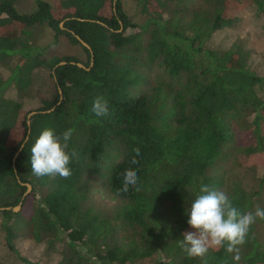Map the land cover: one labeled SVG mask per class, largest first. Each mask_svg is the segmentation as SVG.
I'll return each mask as SVG.
<instances>
[{
    "label": "trees",
    "instance_id": "trees-1",
    "mask_svg": "<svg viewBox=\"0 0 264 264\" xmlns=\"http://www.w3.org/2000/svg\"><path fill=\"white\" fill-rule=\"evenodd\" d=\"M18 1L0 0V66L8 69L0 76V207L20 201L16 212L0 209L2 245L22 262L18 238L56 253L54 264H264L259 218L231 253L225 245L190 258L181 246L183 233L195 231L186 209L202 185L225 192L242 213L264 209V169L258 176L244 164L256 155L264 166V75L250 69L245 39L211 45L240 7H252L264 30V0H130L139 22L122 0H35L25 13ZM34 24L52 31V44L62 35L79 44V36L89 46L79 44L85 61L44 57L25 29ZM40 68L51 97L23 109ZM98 96L108 104L103 117L91 111ZM44 128L74 129L67 179L31 171L30 149ZM238 132L246 144L236 142ZM128 168L137 184L119 191ZM17 179L30 185L22 199ZM98 194L113 203H99Z\"/></svg>",
    "mask_w": 264,
    "mask_h": 264
},
{
    "label": "clouds",
    "instance_id": "clouds-1",
    "mask_svg": "<svg viewBox=\"0 0 264 264\" xmlns=\"http://www.w3.org/2000/svg\"><path fill=\"white\" fill-rule=\"evenodd\" d=\"M92 113L96 117L108 114V104L103 97H96L92 104ZM74 129L68 128L57 135L54 129L44 128L30 151L31 171L37 177L59 175L67 179L72 175L69 167L72 159L77 156L73 149L68 151V141ZM136 156L139 149H134ZM136 164L135 157L131 160ZM138 181L137 171L128 168L123 173V187L119 191L126 192L129 186H135ZM139 189H137L138 191ZM188 225L195 231L183 233L181 246L190 258L204 257L210 248L225 247L231 253L237 245L245 242L250 226L259 218L264 220V209L257 207L255 212L242 213L229 196L220 190L202 185L199 194L186 209ZM239 259V257H235ZM206 264V262H205Z\"/></svg>",
    "mask_w": 264,
    "mask_h": 264
},
{
    "label": "rangeland",
    "instance_id": "rangeland-1",
    "mask_svg": "<svg viewBox=\"0 0 264 264\" xmlns=\"http://www.w3.org/2000/svg\"><path fill=\"white\" fill-rule=\"evenodd\" d=\"M51 3V0H45ZM128 14L134 21L139 22L141 16L132 6L130 0H122ZM35 6V0H19L15 9L19 13L30 12ZM236 21L230 27L216 31L211 38V45L216 48H226L236 39H245L246 45L250 48L249 67L259 75H264V30L262 29L261 17L257 15L252 7L238 9L235 12ZM29 34L30 43L33 46L42 47L44 57L50 56H75L79 61H85V53L79 44H71L62 35L58 37L57 43H51L52 31L44 24H34L25 28ZM8 69L0 66V76L5 78ZM52 94L51 79L47 76L45 68L37 69L32 74L30 88L22 98L23 109H32L40 105L41 99L50 98ZM8 96H14V90L7 91ZM248 136L244 132H238L236 142L244 145L248 142ZM252 164L260 176L264 166L256 155L244 161V164ZM103 194V193H100ZM99 203L112 204L113 201L104 195H97ZM14 247L21 257L28 262H22L16 255L8 251L3 245L0 236V260L8 264H54L57 254L45 255L43 246L36 244L30 239L18 238L14 242Z\"/></svg>",
    "mask_w": 264,
    "mask_h": 264
},
{
    "label": "water",
    "instance_id": "water-1",
    "mask_svg": "<svg viewBox=\"0 0 264 264\" xmlns=\"http://www.w3.org/2000/svg\"><path fill=\"white\" fill-rule=\"evenodd\" d=\"M114 1L115 0H113V3H114ZM74 35V37L76 38V40L78 41V43L81 45V46H83V47H85V48H87L88 50H89V46L82 40V39H80L79 38V36H77V35H75V34H73ZM60 63H63V61H61ZM71 63H74V64H76L77 66H79V67H84L83 66V64L82 63H80V62H71ZM58 93H59V97H58V101L55 103V104H58L59 103V101L61 100V95H60V90H58ZM54 108V106H52L50 109H48V110H44V111H42V112H48V111H50V110H52ZM36 111H34V110H32V111H30V112H28L27 113V115H26V125L28 126V128H29V117L32 115V114H34ZM28 131V130H27ZM26 138H27V136H25V138H24V140L20 143V145H19V147H18V149L15 151V153H14V155H13V158H12V161L14 160V158L16 157V155L18 154V152L20 151V149L22 148V146H23V144H24V142H25V140H26ZM17 181L19 182V180L17 179ZM19 183H21V182H19ZM21 184H23L24 186H25V190H24V192L22 193V195H21V199L30 191V185L28 184V183H21ZM19 208H20V201L17 203V205H15V206H13V207H8V206H5V207H0V209L2 210V209H11L12 211H14V212H16V211H18L19 210Z\"/></svg>",
    "mask_w": 264,
    "mask_h": 264
}]
</instances>
